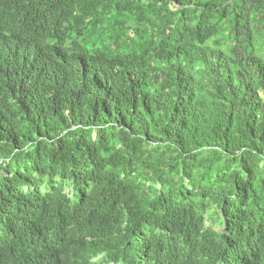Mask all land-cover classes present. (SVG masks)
<instances>
[{
	"label": "trees",
	"instance_id": "1",
	"mask_svg": "<svg viewBox=\"0 0 264 264\" xmlns=\"http://www.w3.org/2000/svg\"><path fill=\"white\" fill-rule=\"evenodd\" d=\"M0 264H264V0H0Z\"/></svg>",
	"mask_w": 264,
	"mask_h": 264
},
{
	"label": "rangeland",
	"instance_id": "2",
	"mask_svg": "<svg viewBox=\"0 0 264 264\" xmlns=\"http://www.w3.org/2000/svg\"><path fill=\"white\" fill-rule=\"evenodd\" d=\"M218 228V226H216Z\"/></svg>",
	"mask_w": 264,
	"mask_h": 264
}]
</instances>
